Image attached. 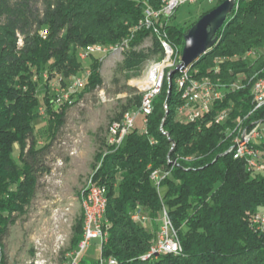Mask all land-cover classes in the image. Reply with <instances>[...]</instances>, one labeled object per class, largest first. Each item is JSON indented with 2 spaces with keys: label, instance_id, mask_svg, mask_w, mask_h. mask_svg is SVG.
<instances>
[{
  "label": "trees",
  "instance_id": "16d2710c",
  "mask_svg": "<svg viewBox=\"0 0 264 264\" xmlns=\"http://www.w3.org/2000/svg\"><path fill=\"white\" fill-rule=\"evenodd\" d=\"M40 1L42 10L36 7ZM224 1L216 0L201 17ZM145 2L156 10L161 7L160 0H0V264H8L11 227L51 172L48 157L69 111L103 84L94 54L88 63L90 76L72 96L73 104L57 107L49 89L39 94L40 84L49 87L44 76L80 75L85 66L79 51L124 42L143 17ZM191 27L171 22L166 28L165 40L174 47L167 63L171 71L181 62ZM149 35L137 33L132 47ZM217 36L216 45L188 68V75L213 80L225 92L223 101L195 122L176 120L182 97L175 78L182 74L177 71L170 80L169 71L146 126L136 122L119 149L107 148L104 141L106 155L101 150L96 155L101 165L91 179L106 189L108 201L107 242L100 258H115L117 264H264V230L252 222L255 215L264 214V171H249L245 160L233 157L234 137L229 134L238 121L246 135L264 124V107L251 113L252 85L264 78V0H237ZM153 41L152 48H131L116 72L138 76L152 56L160 53L164 58L161 42L156 36ZM250 51L255 52L252 58L246 57ZM140 106L141 96L136 107L115 120ZM40 107L46 112L45 124L36 128L42 120ZM221 110L229 111V118L218 124L214 116ZM254 145L264 157V142ZM156 171L169 172L159 186L151 177ZM137 208L151 220V230L132 219ZM163 211L183 252L142 260L154 243ZM83 221L81 212L71 250L82 240ZM99 261L81 258L78 264Z\"/></svg>",
  "mask_w": 264,
  "mask_h": 264
},
{
  "label": "rangeland",
  "instance_id": "374dc122",
  "mask_svg": "<svg viewBox=\"0 0 264 264\" xmlns=\"http://www.w3.org/2000/svg\"><path fill=\"white\" fill-rule=\"evenodd\" d=\"M214 5V3L205 0H200L196 4L181 5L175 11L171 22L189 28L196 24L201 15ZM36 7L40 10L43 9L41 1ZM148 38L146 37L137 46V50L153 47V43H149L152 40ZM19 44L23 45L22 40ZM97 57L101 63L98 73L103 84L94 95L87 96L69 111L67 124L55 141L48 157L51 172L42 178L39 191L27 212L20 216L17 223L11 227L10 236L6 241L8 264H30L34 257L32 251L46 255L43 259L50 264L64 263L67 253L65 249L70 247L69 243L73 236L72 226L81 216V195L101 165V160H98L96 155L100 153V150L105 152V155L108 151L103 145L104 141L106 143L109 126L125 109L136 107L140 96L142 103L146 88L140 82L148 73L151 64L163 61L162 54H155L145 62L141 74L136 76L116 72L118 63L124 57L110 54H97ZM246 57L252 58L253 56L247 54ZM90 58L91 56L84 60L85 67L80 75L66 77L54 72L51 79L44 77V82L48 80L49 87L47 88L44 83L40 84L39 94L41 97L47 89L50 90L53 99L60 92L70 91V86L76 77H85L90 72L88 66ZM169 71H171L170 65L165 63L163 78L168 75ZM138 109L128 112L136 113ZM44 120V118L39 120L36 128L45 124ZM176 120H181L178 113ZM136 122L138 126H144L142 117H138ZM261 136L259 143L264 142V124L261 126ZM73 146L76 148V153L71 156L69 149ZM18 156L19 153L16 151L17 161ZM161 224L162 220L158 222V228ZM144 225L148 229H152L150 219ZM59 236H62L66 241H63L62 238V242H59V249H57ZM100 257V242L98 239H93L83 253L82 259L87 262H97Z\"/></svg>",
  "mask_w": 264,
  "mask_h": 264
},
{
  "label": "built area",
  "instance_id": "2783aa9c",
  "mask_svg": "<svg viewBox=\"0 0 264 264\" xmlns=\"http://www.w3.org/2000/svg\"><path fill=\"white\" fill-rule=\"evenodd\" d=\"M200 0H175V1H167L166 7L164 10H148V3L144 4L143 17L139 20V26L136 30H131L130 35L126 39L124 44H117L114 48H105L104 46L88 45L87 47L81 49L78 53V57L80 60L84 61L88 57L94 54H110V55H118L121 58L128 52V48L132 47V43L136 38V34L141 31H149V37L152 41L149 43H153V36H156L159 41H163V35L166 34V28L171 23V19L175 13V11L185 2H193L196 4ZM210 3H215L216 0H205ZM148 38V39H149ZM141 44V43H140ZM174 47L171 43H167V54L170 55ZM255 52L251 51L248 53V56H254ZM217 72L219 69H216ZM90 75V72L86 74L85 77L79 76L76 77L72 85L70 86V91L56 94L55 99H52V103L59 107L64 104L72 105L73 99L72 96L76 94L80 89H82L87 82V79ZM157 76V72H156ZM47 77L46 75L44 76ZM156 79V78H155ZM214 81L210 78H202L195 79L191 75L185 76L181 80V84H188V88H195L196 97L195 103L192 106H183L179 109L178 117L181 121L185 122H195L202 118L204 115L209 114L214 105L218 102L224 100L225 92L222 91H210V92H202V84H213ZM155 90H153V95L151 98L144 101L142 107L138 109V112L134 114H124L121 120H115L111 123L108 129L107 138H106V146L111 150L119 149L129 134V132L135 127L136 121L140 115L143 116L142 123L144 127L146 126L147 120V112L149 107L153 104V96H155ZM264 97V80L263 87L259 90V96L256 100V109L254 111L259 110L264 107V105H259V98ZM221 111H217L214 116V121L216 123L217 116H220ZM39 114L42 118L46 117V112L43 107L39 108ZM237 122L234 123V126ZM263 123L259 125L258 128H252L250 130L249 135H245V138L242 142H249V150L248 151H237L236 145L231 149L233 152V157L235 159L245 160L247 164V169L253 172H261L264 171V157L263 151L254 145L255 143L259 144V140L261 139V126ZM234 128V127H233ZM233 129L229 130V134L232 135ZM69 154L75 155L76 148L70 147ZM61 164L63 162H60ZM59 167V166H58ZM169 175L168 171H156L155 174H152V179L157 186L160 185L161 181ZM93 177V176H92ZM87 207V215L86 216V226L85 232L83 233L82 240L80 241L77 250L74 253H69L68 261L65 264H78L80 259L82 258L83 253L86 251L90 242L93 239H98L100 242V247H102L107 241H101V234H108L105 229V210L102 209V199L103 192L100 191V185L96 184L93 181L89 185L87 191L82 195ZM132 219H140L141 224H145L149 219L146 215H144L141 208H137L133 215ZM162 224L157 232L154 243L151 246V252H148L144 257H149V259H156L158 256L172 254L179 255L183 252V247L179 238L177 231L175 230L171 219L169 218L166 211H163L162 216ZM252 222L255 226L264 230V214H257L252 218ZM62 236L58 238V246L59 242H62ZM63 241L64 238H63ZM36 264H46V261L43 259L42 254L38 253V259ZM99 264H117L115 258H100Z\"/></svg>",
  "mask_w": 264,
  "mask_h": 264
},
{
  "label": "bare ground",
  "instance_id": "6f19581e",
  "mask_svg": "<svg viewBox=\"0 0 264 264\" xmlns=\"http://www.w3.org/2000/svg\"><path fill=\"white\" fill-rule=\"evenodd\" d=\"M167 1H175V0H167ZM184 4H193V2H185ZM184 4H182V5H184ZM160 5H161L160 9H157V10H164V8L166 7V0H160ZM148 10H155V8H154V6H151L150 4H148ZM138 26H139V24H138ZM138 26L136 29H138ZM165 38H166V35H163V41H160L161 46L164 50L163 61L154 62L153 64H151L148 73L145 75V77L140 82L141 84L144 85L143 87L146 88V93L143 96L140 108L142 107V104H144L145 100L151 98V96L153 95V90H155V87H156V91H155V96H153V101H154V99H156L155 97L157 95H159L162 91L163 81H164V78H163L164 64L168 63L172 59V56H173V51L170 55H166L168 42L165 40ZM125 42H126V40L124 42H122L121 44H124ZM98 46H104L105 48H114L117 45H114V46L98 45ZM131 48H133V47H129L128 51H130ZM151 48H152V46H151ZM133 49H137V47H134ZM188 68L189 67L185 68L182 71H179V72H181L182 75L176 79V85H177L179 93L181 94L183 106H192L195 103V97H196L195 88H188V84H181V80L185 76H188ZM156 72H157V76H156ZM171 78L172 77H170V80H172ZM263 80H264V78L258 79L252 85L251 91H252L253 111L251 113L255 112L254 109H256V100H257V97L259 96V90H261L263 87ZM210 91H220V90L214 84H202V92H210ZM259 105H264V97L259 98ZM180 107H179V109H180ZM153 108L154 107L152 104V106L149 107V109H148L147 117L152 114ZM179 109H178V115H179ZM125 114H134V113L127 112ZM228 118H229V112L228 111H222L220 113V116H217L216 123H218V124L226 123V121H228ZM147 122H148V120H146V124H147ZM241 123L242 122L239 121L237 123L236 128L232 132V136L234 137L233 148H234V145H236L237 151H248L249 150V142H242L244 140L246 134L242 133ZM247 135H249V134H247ZM154 174H155V172H154ZM91 183H92V179L89 180V182H88L85 190L83 191L82 195L84 194L85 191L88 190L89 185H91ZM100 191L103 192L102 209L106 211L107 202H108L107 201V192L103 186H100ZM82 195H81L80 202H81V208H82V213H83V217H84L83 228H82L83 233H84L85 232V226H86V216L85 215H87V207H86V204H85V201H84V198ZM133 220L135 222L141 223L140 219H133ZM101 241H107V234H101ZM77 248L72 253H74L77 250ZM149 252H151V249L149 250ZM159 257L160 256L156 257V259ZM148 259H149V257H143L142 258V260H148Z\"/></svg>",
  "mask_w": 264,
  "mask_h": 264
},
{
  "label": "water",
  "instance_id": "95a60500",
  "mask_svg": "<svg viewBox=\"0 0 264 264\" xmlns=\"http://www.w3.org/2000/svg\"><path fill=\"white\" fill-rule=\"evenodd\" d=\"M237 0H226L203 15L185 35L181 63L169 73L173 77L177 71L192 66L202 55L206 54L218 42L217 33L231 15ZM171 91V90H170ZM165 122H163L164 126ZM173 151V149H172Z\"/></svg>",
  "mask_w": 264,
  "mask_h": 264
},
{
  "label": "crops",
  "instance_id": "0c3cea01",
  "mask_svg": "<svg viewBox=\"0 0 264 264\" xmlns=\"http://www.w3.org/2000/svg\"><path fill=\"white\" fill-rule=\"evenodd\" d=\"M73 227H74V226H72V230H73ZM65 241H66V240H65ZM64 245H65V242H64L63 246H64ZM63 246H62V247H63ZM69 246H70V247H69L68 249H65V250L67 251V253L65 254L66 258H64V263H63V264H65V263L68 261V255H69V253L72 251V250L70 249V248H71V240H70ZM32 254H33L34 257L32 258L33 260H32V262H30V264H36V261H37V259H38V252H34V253H33V251H32ZM45 256H46V255H44V254L42 255L43 258H45ZM46 264H50V262H46Z\"/></svg>",
  "mask_w": 264,
  "mask_h": 264
}]
</instances>
